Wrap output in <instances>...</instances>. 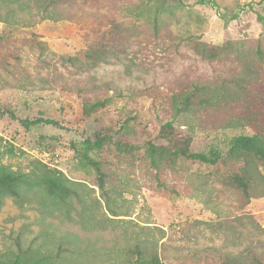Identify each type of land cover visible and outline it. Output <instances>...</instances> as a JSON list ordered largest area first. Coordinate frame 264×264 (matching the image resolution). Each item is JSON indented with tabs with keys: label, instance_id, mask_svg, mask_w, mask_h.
Here are the masks:
<instances>
[{
	"label": "rangeland",
	"instance_id": "374dc122",
	"mask_svg": "<svg viewBox=\"0 0 264 264\" xmlns=\"http://www.w3.org/2000/svg\"><path fill=\"white\" fill-rule=\"evenodd\" d=\"M0 0V170L64 178L0 192V264L31 250L40 264H234L264 255V165L248 200L226 157L238 136L264 137V0H62L42 19L35 0ZM53 9V7H49ZM51 11V10H50ZM218 48L214 59L202 49ZM230 97L181 112L195 84ZM226 88V89H224ZM250 96L249 106L246 102ZM102 101L94 117L83 99ZM50 118L59 123L28 125ZM105 139L102 143L100 139ZM101 179L105 189L99 184ZM34 185V184H33Z\"/></svg>",
	"mask_w": 264,
	"mask_h": 264
},
{
	"label": "trees",
	"instance_id": "16d2710c",
	"mask_svg": "<svg viewBox=\"0 0 264 264\" xmlns=\"http://www.w3.org/2000/svg\"><path fill=\"white\" fill-rule=\"evenodd\" d=\"M62 0H35L37 6L43 7L42 19H55L64 18L65 10L61 7L60 2ZM22 0H8L6 4L20 3ZM39 4V5H38ZM21 5V4H19ZM53 7L50 9L49 7ZM51 10V11H50ZM203 57L206 59H214L218 56V48L210 46L202 49ZM259 54L263 56L264 52L262 48L259 49ZM217 85L206 84H195L190 93L185 95L181 101V112L182 113H193L198 109L214 108L217 106V102L220 99H226L230 97L227 91L221 90ZM226 89V88H224ZM88 97L83 99V113L86 117H94L95 114L105 107V103L97 101L90 103ZM250 96H247V104L249 106ZM28 125H52L55 127L59 126V123L50 118H37L32 121H27ZM173 123H165L159 133V138L168 141V146L164 149L167 153L177 156L185 157L191 160H199L205 163L216 164L218 162L227 163V159H239L243 164L236 166L232 165L230 169L233 172V180L239 189L243 192V196L250 200L258 191L259 184L262 180L261 173L258 169L259 165H264V137L260 133H256L252 136H238L232 139L230 143V149L226 157L221 156L220 153H214L212 157L207 156L203 153H194L190 151L188 147H177L174 140L168 133L172 132ZM103 143L105 139H100ZM43 182L48 188L49 194L55 198H61L67 200L71 195V187L67 186V182H64L62 177H54L52 174L46 171H42V177L38 181L30 179L29 174L10 172L5 169L0 170V192H6L13 197H21L23 192L30 191L35 185L42 187ZM34 184V185H33ZM101 189H105L104 183L101 179L99 184ZM18 253L15 258L11 261L3 262V264H40L39 262L45 260L50 256H42L38 260L28 262L26 256L30 255L31 250H24L21 244H18ZM245 259L241 263L236 259L234 264H264V255L253 253L245 256ZM140 261L136 264H158L157 260L146 261L143 259L142 254H139Z\"/></svg>",
	"mask_w": 264,
	"mask_h": 264
}]
</instances>
